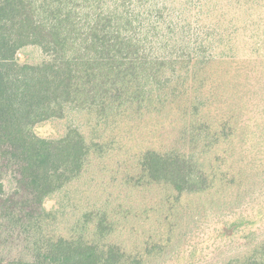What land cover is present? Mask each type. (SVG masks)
<instances>
[{"label": "trees", "instance_id": "trees-1", "mask_svg": "<svg viewBox=\"0 0 264 264\" xmlns=\"http://www.w3.org/2000/svg\"><path fill=\"white\" fill-rule=\"evenodd\" d=\"M262 22L263 17L260 25ZM234 25L232 11L222 8L220 0H0V174L13 172L14 190H26L30 195L14 194L10 196L14 201L35 205L17 210L19 227L26 230L41 220L38 206L75 181L85 168L91 149L79 131L71 129L57 140L43 138L35 131L38 124L63 116L68 105L96 107L104 116L129 103L179 104L176 108L185 118L195 115L196 108L201 110L197 94L205 91L216 103L218 123L213 130L212 124H202L199 131L212 138L218 135L220 151L231 156L238 130H243V136L250 132L247 121L240 125L249 90L240 78L264 75L262 59L250 57L241 61L239 68L231 66L234 37L231 32L225 38L224 32ZM225 40L230 53L220 55V44ZM174 41L180 42V49ZM260 44L263 46L256 43L258 49ZM28 46L39 47L45 59L35 64L21 62L19 54ZM176 63L179 70L188 63L192 68V73L188 71L189 87L180 94L155 96L166 88L165 77L169 69L177 70ZM251 63L255 65L250 67ZM181 81L186 83V77L174 84ZM190 106L192 111H188ZM246 163L239 169L251 165V161ZM140 167L152 181L172 185L179 194L206 191L217 183L224 194L231 186L226 179L228 169L221 164L220 177L215 170L198 173L193 160L177 151L150 149ZM4 185L0 178L1 194ZM174 207L166 202L165 218ZM100 213L95 215L94 239L76 234L46 236L42 241L34 234L31 264H142L144 253L123 251L111 239L113 222ZM254 224L253 218L240 213L221 225L220 236L231 237ZM4 225L14 228L7 221ZM166 229L163 225L162 232ZM152 242V237L143 241L144 250ZM9 264L28 263L20 258Z\"/></svg>", "mask_w": 264, "mask_h": 264}, {"label": "rangeland", "instance_id": "rangeland-1", "mask_svg": "<svg viewBox=\"0 0 264 264\" xmlns=\"http://www.w3.org/2000/svg\"><path fill=\"white\" fill-rule=\"evenodd\" d=\"M242 1L245 0H220L222 8L232 11L235 17L233 28L224 32L225 38L231 32L234 37V56L230 64L239 68L246 58H257L262 59L264 70V8L261 7L264 0H248V4ZM261 17L263 22L260 25ZM227 41L220 44V55L230 53L226 48ZM257 42L263 44L260 49ZM174 43H179L176 49L181 48L180 42ZM19 59L23 63L35 64L42 62L45 55L39 47L28 46L20 52ZM213 63L220 68L218 63ZM253 65L255 63L250 67ZM261 65L257 66L258 70ZM175 66L177 70L172 72L169 69L165 77L168 80L166 88L156 92L155 96L161 94L165 97L178 91L180 94L189 87L191 76L188 74L192 73L189 63L184 70L178 69L179 63ZM181 76L186 77V83L184 80L174 84ZM244 82L249 90L240 125L247 121L250 132L243 136V130H238L236 150L231 156L220 151L218 135H212L214 139L209 133L199 131L202 124H212L214 127L210 130H213L218 123L215 121L216 103L205 91L197 94L201 110L196 108L195 115L188 114L185 118L176 108L179 104L141 106L129 103L117 107L119 110L115 112L107 110L104 116H100L96 107L68 105L63 116L38 124L36 133L53 140L75 129L83 135L91 150L81 175L39 205L37 211L41 220L33 222L26 230L19 227L17 210L21 207L32 209L35 205L14 201L10 197L14 194L25 193L28 198L30 195L26 190H14L13 172L4 173V176L0 174L5 181L4 193H0V263L9 264L21 258L31 264L30 241L34 234L42 241L46 236L57 235L82 234L96 238L98 219L95 215L102 212L107 215L108 222H113L111 239L128 254L144 253L142 264H264L260 260L264 257V75L257 79L250 76L247 80L242 76L240 83ZM193 109L190 106L188 111ZM244 139H247L246 143H243ZM150 149L181 152L193 160L198 173H213L215 170L220 177L221 164L228 169L226 179L231 186L224 190V194L218 183L206 191L179 194L172 185L154 182L141 170L143 155ZM246 161H251V165L245 170L239 169L247 165ZM232 176L234 184L231 183ZM167 201L175 206L168 219L165 218L168 215L165 214ZM240 213L253 218L255 224L231 237H221V225L234 220ZM6 221L14 228L5 227ZM163 225L166 232H162ZM151 237L154 242L144 250L146 245L142 242ZM146 252L152 253L148 256Z\"/></svg>", "mask_w": 264, "mask_h": 264}]
</instances>
